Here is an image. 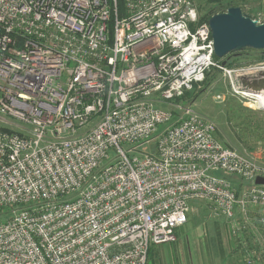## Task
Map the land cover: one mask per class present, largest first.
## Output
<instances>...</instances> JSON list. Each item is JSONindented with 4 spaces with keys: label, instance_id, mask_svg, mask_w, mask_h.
<instances>
[{
    "label": "built area",
    "instance_id": "2783aa9c",
    "mask_svg": "<svg viewBox=\"0 0 264 264\" xmlns=\"http://www.w3.org/2000/svg\"><path fill=\"white\" fill-rule=\"evenodd\" d=\"M219 61L193 0H0V264H147L192 201L253 264L264 163L173 102L215 68L248 92Z\"/></svg>",
    "mask_w": 264,
    "mask_h": 264
},
{
    "label": "rangeland",
    "instance_id": "374dc122",
    "mask_svg": "<svg viewBox=\"0 0 264 264\" xmlns=\"http://www.w3.org/2000/svg\"><path fill=\"white\" fill-rule=\"evenodd\" d=\"M193 1L201 20L205 16L204 12L210 11L209 9L213 10L214 15L218 11H227L229 7L239 6L258 23L264 22V0ZM253 51V57L243 56L236 60V65L233 66L223 64L228 55L224 59H217L220 60L219 65L241 69L238 78L241 90L261 93L264 92L261 87L264 86V49L253 48L251 52ZM218 94L224 95L223 101L216 99ZM252 100L250 96L238 94L230 79L224 77V71L215 68L204 86L181 103L212 119L217 127L218 139L226 146L248 152L263 162L252 152L264 149V109L257 107ZM148 149L145 147V150ZM229 178L234 183L239 182L234 175ZM260 213L259 210L253 209V216L257 217ZM176 234L177 240L168 245L169 252L165 256V264H247L244 251L238 246L239 239L231 233L229 221L221 215H215L214 210L204 201L191 202L188 222L179 227ZM257 237L253 232L246 235L248 245H251L252 249L259 247L260 256L255 258L253 264H264V248L259 245ZM155 249L152 248L148 264L154 259Z\"/></svg>",
    "mask_w": 264,
    "mask_h": 264
},
{
    "label": "water",
    "instance_id": "95a60500",
    "mask_svg": "<svg viewBox=\"0 0 264 264\" xmlns=\"http://www.w3.org/2000/svg\"><path fill=\"white\" fill-rule=\"evenodd\" d=\"M209 24L215 55L218 58L224 59L230 53L248 47L264 49V22L258 23L239 6H232L227 11L215 13L209 19ZM223 64H227L226 59L223 60ZM261 87L264 88L263 85ZM256 182L264 184V177H258Z\"/></svg>",
    "mask_w": 264,
    "mask_h": 264
},
{
    "label": "trees",
    "instance_id": "16d2710c",
    "mask_svg": "<svg viewBox=\"0 0 264 264\" xmlns=\"http://www.w3.org/2000/svg\"><path fill=\"white\" fill-rule=\"evenodd\" d=\"M211 1H212V0H211ZM119 3H120V5L122 6L123 3H124V0H119ZM209 10H210V11H208V12H204L205 16L202 18V20H209L210 17L213 15V10H211V9H209ZM216 11H217V10H216ZM218 12H219V11H218ZM252 50H253V48H247V49H245V50H243V51H240V52H232V53H230V54L226 57L227 65H230V66L236 65L234 62H235L236 60L242 58L243 56H244L243 58H250V57H253V54H255V53H254V51L251 52ZM216 58H218V57L216 56ZM231 60H232V61H231ZM209 75H210V73H209ZM209 75H208V77L206 78V81L208 80ZM206 81H205V82H206ZM204 84H205V83H204ZM195 91H196V90H195ZM193 93H194V91L187 92V93L185 94L184 97H182V98H178V99H175V100H173V102H175V103H180V102H182V100H187V99H189L190 97H192ZM238 246L241 247L242 250L244 251V258H245L246 250L243 249V247L240 245L239 242H238ZM152 248H153V247H151V249H150V251H149V257H150V253H151V251H152ZM148 261H149V259H148ZM147 264H148V263H147Z\"/></svg>",
    "mask_w": 264,
    "mask_h": 264
},
{
    "label": "crops",
    "instance_id": "0c3cea01",
    "mask_svg": "<svg viewBox=\"0 0 264 264\" xmlns=\"http://www.w3.org/2000/svg\"><path fill=\"white\" fill-rule=\"evenodd\" d=\"M252 153L257 158H259L261 161L264 162V149H261L259 151L258 150L257 151H253ZM168 245H170V244H163V245H155V246H153V248H156V249H155L154 259H152L150 261V264H165V262H166V257L165 256H167V252H169ZM179 248H180V246L177 247V249H179ZM263 248H264V246H263ZM256 250L259 251V247H257ZM263 251H264V249H263ZM148 263H149V261H148Z\"/></svg>",
    "mask_w": 264,
    "mask_h": 264
},
{
    "label": "bare ground",
    "instance_id": "6f19581e",
    "mask_svg": "<svg viewBox=\"0 0 264 264\" xmlns=\"http://www.w3.org/2000/svg\"><path fill=\"white\" fill-rule=\"evenodd\" d=\"M245 96H250L253 100V103L260 108H264V92L253 93V92H242Z\"/></svg>",
    "mask_w": 264,
    "mask_h": 264
}]
</instances>
